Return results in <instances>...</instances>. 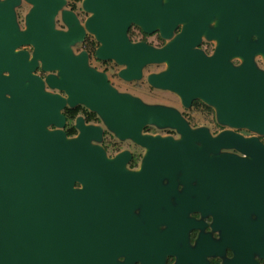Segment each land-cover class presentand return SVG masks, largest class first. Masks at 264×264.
<instances>
[{"label": "water", "instance_id": "water-1", "mask_svg": "<svg viewBox=\"0 0 264 264\" xmlns=\"http://www.w3.org/2000/svg\"><path fill=\"white\" fill-rule=\"evenodd\" d=\"M27 1L32 7L24 30L15 22L18 1L0 3V264L53 262V254L36 256L33 251L45 235L60 239L63 262L71 264L76 239L85 243L90 238L87 226L95 247L112 229L109 219L119 211L113 188L134 201L141 197L138 184L152 183L161 190L159 179L171 170H197L200 183L223 203L236 196L257 206L255 196H264V145L256 137L230 129L215 136L206 128L191 130L175 109L118 93L103 72L88 66L86 52L73 55L70 45L86 32L93 34L100 43L96 57L125 64L119 75L127 80L139 79L146 64L166 62V70L148 75L152 86L177 93L186 106L193 99L205 101L223 126L264 134V70L254 61L255 55L264 60V0H82L90 16L82 25L72 11L62 10L67 30L54 28L65 0ZM131 24L147 34L158 31L167 43L155 48L130 42ZM202 37L217 44L210 56L197 48ZM23 44L33 47L29 61L26 51L14 52ZM234 57L241 64L233 65ZM38 61L43 70L59 71V77L49 74L45 81L64 90L70 105L97 112L116 136L147 148L141 172H125L126 151L107 159L100 146L90 143L101 138V128L84 125L81 117L75 138L47 130L49 124L63 125L59 109L65 99L41 92L42 81L32 73ZM149 123L175 128L181 139L142 135ZM231 148L244 157L227 151ZM146 178L153 181L144 183ZM75 180L83 184L81 190L72 188ZM123 212L128 216L127 209ZM75 228H82L83 235L76 236ZM103 258L110 264L112 253L95 248L93 264Z\"/></svg>", "mask_w": 264, "mask_h": 264}, {"label": "flooded vegetation", "instance_id": "flooded-vegetation-1", "mask_svg": "<svg viewBox=\"0 0 264 264\" xmlns=\"http://www.w3.org/2000/svg\"><path fill=\"white\" fill-rule=\"evenodd\" d=\"M4 1L6 0H0V3ZM17 1L13 5L15 22L19 30H24L26 28V15L32 5L27 0ZM81 2L82 0H65V4L54 17V28L67 30V25L61 19L62 10L72 11L80 24L83 25L90 13L83 10ZM180 29L181 24L176 27L173 34H177ZM154 34H157L162 44H155L149 40V37ZM127 36L132 43L143 41L155 48H160L167 43H163L165 39L160 36L158 31L147 34L134 24L128 28ZM76 43L81 44L78 50L74 48ZM76 43L70 45L73 55L86 52L88 66L103 72L109 84L118 93L138 98L145 104L162 105L175 109L191 130L206 128L209 135L215 136L225 129H230L246 138L256 137L264 145V134L247 128H230L221 125L217 121L214 107L205 101L199 98L193 99L186 106L177 93L152 86L148 82V75L166 70V62H162L166 67L159 71L150 70L148 72L146 68L160 63L146 64L142 68V75L139 79L127 80L119 75V71L126 67L125 64H118L114 59L102 60L96 57L95 52L100 43L93 34L86 32L84 38ZM216 45L215 40L202 37L197 48L201 49L205 55L210 56ZM18 51H26L28 61L32 58L33 47L31 45H20L14 52ZM258 59L261 63L258 62ZM241 61V59H237L234 62L231 59L235 66L241 64ZM254 61L258 68L264 70V67L260 66L264 65L262 57L255 55ZM114 69H118L116 71L120 81L130 82L145 79L150 88L175 94L178 99L177 104L155 100L154 98L146 99L145 94L148 92L140 93L132 88H124L122 87L123 84L118 88L109 78L110 71ZM32 73L42 81L41 92L60 95L65 99L64 106L59 109V113L64 118L63 125L49 124L46 126L47 130L59 129L64 132L65 138H75L79 134L77 118L81 117L84 125L101 128V138L99 140L92 138L90 143L100 146L107 159L112 160L118 154L126 151L128 158L123 165L125 172L131 174L141 172L142 162L147 151L146 147L131 138L121 139L116 136L105 125L97 112L82 104L70 105L67 102L68 95L64 90L50 87L45 81L49 74L59 77L58 70H43L38 61ZM2 74L4 76L9 75L7 71H3ZM5 96L10 98L9 94H5ZM203 109L207 113L214 114L215 120L212 121V126L203 123L204 117H206L203 114ZM148 126L149 129H147ZM151 126L152 128H159L157 125L149 123L142 127L140 133L150 136H171L176 140L181 139L180 133L175 128L162 127L165 130L162 133L164 135H162L155 133V130L152 131ZM193 144L197 147L202 146L201 141H195ZM227 151L244 157L243 153L234 148L227 149ZM209 154L214 155L213 153ZM197 172V170L183 169L166 172L159 179L161 190H158L156 186L154 188L152 183L141 184L142 181L136 186V189L141 191V197H136L134 201L127 198L126 194H122L118 188H113L111 191L113 202L116 203L119 211H113L112 220L109 219L112 229L99 238V240H104L102 245L97 244L95 247V242L92 241V228L87 226L85 230L87 235L90 233V238L85 243L76 239L74 258L70 259V263L93 264L92 252L96 248L98 251H103V254L112 253L110 264H264V196H255L257 206H251L249 204L251 201H242V197L237 198L236 196L230 202L223 203L218 196H213L210 190L200 183ZM149 179H144V183ZM150 181L153 179L151 178ZM218 181L216 178L214 179V183H218ZM72 188L81 190L83 184L75 180ZM252 196L253 194H250L249 198L252 199ZM123 209L128 210V216H125ZM75 231L76 236H82L84 233L82 228H75ZM43 244L44 249L41 248ZM41 246H37L33 250L36 256L49 254L55 256L53 262L48 261L46 264H64L60 239L48 240L45 235ZM27 262L30 263L31 261L27 260ZM101 264H106L105 258Z\"/></svg>", "mask_w": 264, "mask_h": 264}, {"label": "rangeland", "instance_id": "rangeland-1", "mask_svg": "<svg viewBox=\"0 0 264 264\" xmlns=\"http://www.w3.org/2000/svg\"><path fill=\"white\" fill-rule=\"evenodd\" d=\"M80 4H82V2ZM87 17H88V15H87ZM149 40H152V42H154L155 44H157V43L162 44V42H161L160 38H158L157 34H154L151 37H149ZM164 42H167V40H163V43ZM80 46H81L80 43H76L74 45V48L76 50H78ZM257 56H259L260 58L262 57L261 55H257ZM237 59H240V58L239 57L232 58V60L234 62H236ZM258 62L261 63L260 59H258ZM260 66L264 67L263 64ZM165 67H166V65L164 63H160L157 65H150L146 68V70L148 72L150 70H158L159 71V70L164 69ZM116 70L118 71V69H114L113 71H110L111 74H110L109 78H110L111 82L113 84H115L118 88H120L123 84L122 87H124V88H132V89L139 91L140 93H142L144 91H145V93L148 92L145 94L146 99L154 98L155 100L169 101V102H173L174 104H177L178 99H177V96L175 94L170 93V92L161 91V90L152 89L148 86V84H146L145 79L138 80V81H130V82L120 81L121 79L118 78ZM196 108L201 109L199 107H196ZM203 110H204L203 114L206 115V117H204L203 123L212 126L213 125L212 121L215 120L214 114H212L211 112L207 113L205 109H203ZM147 129H149V126L147 127ZM151 130L152 131L155 130V133H157V134H162L163 132H165V130H163V128H157L156 129V128H152V126H151ZM162 135H164V134H162Z\"/></svg>", "mask_w": 264, "mask_h": 264}]
</instances>
